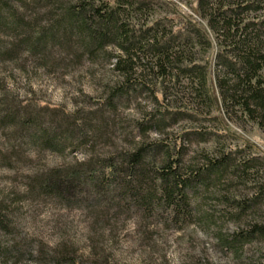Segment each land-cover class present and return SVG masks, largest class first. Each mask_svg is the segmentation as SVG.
<instances>
[{
  "label": "rangeland",
  "instance_id": "374dc122",
  "mask_svg": "<svg viewBox=\"0 0 264 264\" xmlns=\"http://www.w3.org/2000/svg\"><path fill=\"white\" fill-rule=\"evenodd\" d=\"M161 1L152 17L165 16L166 26L172 22L176 29L191 22L210 41L207 46L193 42L192 52L212 76L218 44L197 13V0ZM8 2L19 6L27 24L20 23L16 36L2 30L10 26L8 17L0 24V50H7L0 55V211L5 219L0 252L11 248L13 264H56L64 256L79 264H264L262 237L238 243L235 250L221 241L226 233L264 224V191L242 211L229 202L249 199L264 186V122L237 106L206 105L197 92L212 94L208 78L199 88L181 77L178 95L171 93L167 101L186 112L164 115L166 127H150L149 115L160 114L149 90L138 88L111 100L110 87L119 79L112 69V45L90 53L74 28L63 34L52 28L45 5ZM28 35L30 41L19 42ZM11 38L18 45L10 51L5 43ZM42 131L50 145L40 140ZM181 133L185 164L228 152L239 166L237 173L227 171L206 188L188 189V221L175 222L158 195L143 208L132 196L96 194L88 185L59 197L37 181L53 168L105 159L145 141L169 142Z\"/></svg>",
  "mask_w": 264,
  "mask_h": 264
},
{
  "label": "trees",
  "instance_id": "16d2710c",
  "mask_svg": "<svg viewBox=\"0 0 264 264\" xmlns=\"http://www.w3.org/2000/svg\"><path fill=\"white\" fill-rule=\"evenodd\" d=\"M25 1L20 0L21 5H45L48 11L46 19L51 21L52 28H58L60 34L74 28L82 46L90 53L96 49L102 50L107 45L113 46L116 53L112 55V69L119 79L110 87L111 100L135 93L138 88L149 90L158 105L156 111L160 114L158 118H152L155 113L149 115L147 121L151 122L150 127H166L164 115L181 116L186 112L172 107L167 101L168 95H178L181 77L188 79L187 85L191 87L197 82L199 88L205 86L208 78L212 94L206 97L204 90L197 92L206 105L214 103L217 106L220 102L225 108L237 106L263 124L264 0H197V13L206 19L218 44L217 67L212 76L205 69L206 65L196 60L192 52L193 42L207 46L210 41L191 22L187 23V28L176 29L172 27V22L166 26L165 16L152 17L153 7L162 4L161 0H27L29 4ZM18 7L8 0H0V24L7 17L10 21L9 28L1 29L9 30L5 32L13 36L18 35L16 30L23 22L27 24L24 15L19 14ZM170 21L173 19L170 18ZM30 39L28 35L19 42ZM14 40L11 38L5 43L11 48L10 51L18 45ZM29 47L35 48L32 45ZM5 51L1 49L0 55L7 53ZM169 83H172L175 92L169 91ZM183 133L170 138L169 142L145 141L133 150L121 151L105 159L79 162L65 169L53 168L37 181L41 189L59 197L67 198L65 194L72 193L75 187L88 185L96 194L112 197L124 193L132 196L137 205L143 208L149 207L146 201L150 197L154 199L158 195L159 205L170 209L175 222H185L191 213L188 189L195 190L198 185L206 188L227 171L237 173L239 166L228 152L215 158L205 157L202 164H185L182 161ZM46 135V131H42V142L46 140ZM50 141L47 138V145L51 144ZM241 167L244 169L248 165L243 163ZM108 187L111 189L108 190ZM148 187L153 188L152 194L147 192ZM262 191L264 186L249 199L229 200L230 205L241 211L247 209L257 201ZM180 213H183L182 218ZM4 220L0 211L2 228L5 227ZM255 236L264 239V224L253 223L248 229L226 233L221 236V241L233 248ZM9 251L11 248L2 249L0 264H13ZM62 261L79 264L72 256L56 258L55 263L62 264Z\"/></svg>",
  "mask_w": 264,
  "mask_h": 264
}]
</instances>
